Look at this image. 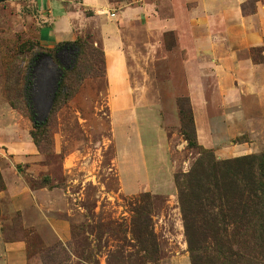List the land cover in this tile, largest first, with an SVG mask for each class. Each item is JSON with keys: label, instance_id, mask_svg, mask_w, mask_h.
Returning a JSON list of instances; mask_svg holds the SVG:
<instances>
[{"label": "rangeland", "instance_id": "obj_1", "mask_svg": "<svg viewBox=\"0 0 264 264\" xmlns=\"http://www.w3.org/2000/svg\"><path fill=\"white\" fill-rule=\"evenodd\" d=\"M252 1L246 2L244 12L250 10ZM146 2L100 0L102 6L88 9L79 5L80 0L61 1L71 13L70 27L79 43L76 63L79 70L67 78L66 92L59 95L45 122L37 129L32 128L21 97L23 78L29 58L51 48L43 46L40 38L53 25L59 7L41 6L36 0L0 2V101L21 116L20 138L27 136L37 152L36 159L15 166L16 176L29 189L40 190L36 202L67 224L64 240H46L38 228L24 227L18 214H0V248L3 241L22 240L26 264H264V245L259 248L254 241L259 232L264 236V228L237 230L228 226L225 231L218 228L212 231L215 239L190 250L176 190L173 197L147 191L124 196L118 190L115 148L105 104L99 45L101 25L117 27L122 33L128 81L134 97L150 102L136 111L140 133L150 138L152 125L159 124L162 128L168 140V161L175 165L172 178H177L181 188L185 187L182 175L190 172L197 160L210 163L264 155V104L259 107L254 101L243 103V113L249 121L236 127L242 133L230 142L242 143L246 154L230 158H218L212 150L199 145L188 147L179 130L166 129L158 123L160 110L154 104L157 78L153 58L159 57L161 49L169 48L171 36L163 34L159 41L152 37L147 29L146 11L121 17L125 8H145ZM153 42L160 45L155 48V54ZM262 50L264 47L249 51L254 62H262ZM68 62L65 57L64 63ZM53 72L52 63L43 57L34 94L38 121L47 110L43 94L51 89ZM180 105L185 107L184 102ZM224 192L227 190L221 191ZM227 193V197L215 200L219 207L212 212L218 219L221 215L232 216L225 209L235 199L232 190ZM30 212H26L28 223L34 220ZM145 229L152 233L153 244L138 241V235L142 232L143 237ZM230 249L240 256L236 262L229 255Z\"/></svg>", "mask_w": 264, "mask_h": 264}, {"label": "crops", "instance_id": "obj_2", "mask_svg": "<svg viewBox=\"0 0 264 264\" xmlns=\"http://www.w3.org/2000/svg\"><path fill=\"white\" fill-rule=\"evenodd\" d=\"M62 0H36L41 6L57 4L56 19L41 33L45 47L72 41L71 13ZM147 0L143 7L125 8L121 17L139 11L149 15L147 29L160 40L171 36V45L153 58L157 78L155 87L158 123L179 130L177 98H186L192 115L196 143L213 151L218 158L246 154L244 145L230 142L242 133L236 127L248 124L243 113L246 101L264 104V50L262 62H254L251 49L264 47V0ZM81 7L102 6L100 0H80ZM99 45L103 54L105 104L109 114L118 190L124 196L147 191L173 197V162L168 161V140L162 128L152 125V137L144 138L136 111L149 101L134 97L128 81V68L119 28L99 27ZM158 45L153 42L152 49ZM20 115L0 101V214L20 216L23 226L36 227L42 239L66 238L67 224L36 202L40 190H31L16 176L15 166L36 159L34 144L20 138ZM227 143V144H226ZM230 143V144H229ZM28 210L34 220L28 223ZM22 240L3 241L0 264H26Z\"/></svg>", "mask_w": 264, "mask_h": 264}, {"label": "trees", "instance_id": "obj_3", "mask_svg": "<svg viewBox=\"0 0 264 264\" xmlns=\"http://www.w3.org/2000/svg\"><path fill=\"white\" fill-rule=\"evenodd\" d=\"M2 1L6 0H0V2ZM78 55L79 43L74 39L58 42L50 49L39 51L29 58L23 78L21 97L33 129H37L45 122L59 95L66 92L68 87L65 81L67 78L71 74L76 75L78 73L79 69L76 64ZM43 57L50 60L54 72L51 77V89L43 94V99L47 100L48 103L47 110L44 117L38 121L34 94L39 64ZM65 57H68V63H64ZM181 102L185 103V107L180 105ZM176 107L181 136L188 147H197L192 115L187 99L177 98ZM182 177L185 182L184 188H181L174 176L173 184L177 191L184 235L190 250L195 247L200 248L199 244L215 239L212 231L218 228L223 231L228 226L237 230H261L264 228V155L241 156L231 160L210 163L197 160L192 165L191 171L182 175ZM2 189L3 183L0 177V190ZM222 190H227L230 193L232 190L231 194L235 202L230 208L225 209L230 211L232 216L221 215V218L218 219L216 214L212 212L214 208L219 207V205H215V200L225 198L229 194L227 192L221 193ZM198 215H201V218H198ZM143 234V237L142 232L141 235H138L139 242L149 241L151 244L154 243L150 231L145 229ZM254 241L255 245L261 248L264 245L263 234L259 232L255 235ZM229 255L233 262L240 258L239 254L232 249H230Z\"/></svg>", "mask_w": 264, "mask_h": 264}]
</instances>
